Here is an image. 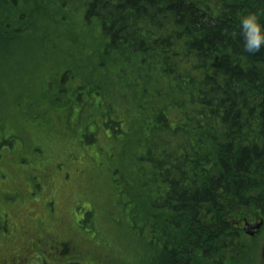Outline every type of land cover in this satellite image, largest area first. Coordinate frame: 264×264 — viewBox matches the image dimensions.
I'll return each instance as SVG.
<instances>
[{
    "label": "trees",
    "instance_id": "16d2710c",
    "mask_svg": "<svg viewBox=\"0 0 264 264\" xmlns=\"http://www.w3.org/2000/svg\"><path fill=\"white\" fill-rule=\"evenodd\" d=\"M253 13L264 23V0H0V49L32 47L28 62L17 57L16 63L41 69L52 84L57 80L62 100L47 94L27 105L49 108L43 117L53 113L55 123L74 117L80 125L85 115V125H100L101 142L121 134L124 123L133 151L130 160V149L109 148L113 169L106 173L100 165L101 176L90 169L94 178L88 189L101 185L106 198L103 205L89 204L103 210L94 217L101 231L91 228L96 237L82 239L72 228L75 242L69 243L49 219L38 218L20 241L28 245V260L14 249L17 256L7 264H132L126 239L118 238L109 223L115 212L128 220L152 264H212L232 257L237 264L243 258L258 264L250 259L255 242L248 247L242 229L247 222L264 224V48L245 52L240 27L241 18ZM43 78L32 81L37 95L47 93ZM103 85L112 94L110 104L98 96ZM1 98L0 217L7 221L5 212L25 199L39 201L50 213L54 199L42 198L55 188L48 180L63 171L70 175L61 170L66 165L61 161H83L89 154L77 156L69 149L71 141L53 127V132L39 131V117L27 114L30 107L23 112L25 103ZM101 104L107 105V121L98 111ZM65 128L69 131L67 123ZM40 133L59 149L51 155L56 167L42 166L40 176L15 167L5 172L1 161L9 155L4 151L24 137L36 143ZM142 146L138 154L136 147ZM19 181L28 190L26 198L21 187L15 188ZM16 196L22 201L7 203ZM83 214L84 223L94 216L88 209ZM4 232L2 245L15 234ZM79 232L90 231L82 225ZM145 259L149 264V255Z\"/></svg>",
    "mask_w": 264,
    "mask_h": 264
},
{
    "label": "rangeland",
    "instance_id": "374dc122",
    "mask_svg": "<svg viewBox=\"0 0 264 264\" xmlns=\"http://www.w3.org/2000/svg\"><path fill=\"white\" fill-rule=\"evenodd\" d=\"M35 53L34 49L28 48V49H12L10 51H6L4 49H0V94L3 96L1 98L2 100H16L18 103H25V108L23 109V112H26V108L30 107V105H27L31 102V100H40L42 98L47 99V94L50 96L51 100H56L60 98L57 80L53 84L48 80L45 81L43 78L44 74L42 73L41 69L33 68L31 65L24 63L23 67L16 63V58L21 57L25 62H28V60L33 56ZM47 76H45L46 78ZM44 83H48L47 86V93L46 92H40V94L37 95L34 91H32V81H37L38 79H41ZM56 79V76L54 77ZM3 81V82H2ZM19 81V83H16ZM16 83V84H15ZM11 85V86H8ZM14 85L17 86V88H14ZM98 96L99 98L105 102L106 104L111 103L112 94L110 92V89L106 87L105 85L100 87ZM94 91V89H93ZM15 94V95H14ZM93 99H97L95 97V94L93 93ZM98 100V99H97ZM62 100L59 99L58 102ZM43 105L34 106L29 108L28 115H38L39 117V131H45V127H53L55 131H59L62 133H59V137L62 139V136L64 139L71 141V147L69 149H74L73 153H75L77 156L79 155L80 151H84L81 153L84 156H87V158L82 159L78 158L77 161H61L63 164H66L65 167H63L61 170H68L70 172V175L64 176V171L55 178L56 180H48V183L52 182L54 183L55 188L51 190L50 193L46 194L42 198L47 201L48 198H53L52 207L53 209L50 211V213L46 210L45 205H43L40 209L41 205L39 201L37 202H27L26 201V186L24 187L25 183H21L20 180L19 184L15 185V188L21 187L23 196H25V201L22 203L17 204L14 207H11L8 209V211L5 212V214H8V220H4L2 217H0V234L4 232V230L8 233L13 230L15 232L13 240L11 242H6L2 245L0 244V258H4L7 255V248H9L12 244L16 243L19 244L20 241H22L23 237H26L29 233V229L35 228V226H30L29 224H33L35 219L42 218V221H46L49 219V223L53 224V228L55 231H59L61 234L65 236V239L67 242L72 243L75 242V238L71 236V229L73 228L74 231H76L82 239H88L96 237V233L91 231V228L93 230H97V228L100 229V223L94 219L95 214L101 211L102 208H95L94 206H90V203H101L102 205L106 202V198L104 197V194H101L100 187L93 191H90L88 189L89 183L94 178V174L90 172V169H96L97 175L101 173L102 166L104 167V170L106 173L110 171V167L113 169L112 163H115L116 161L109 162V155L107 154V150L110 149H116L118 146H124L126 149H130V157L129 159L132 160V146H131V139L126 137V133L123 130L124 123L120 124V132L121 134H115L114 138L112 139L107 137L108 142H101L105 140V136L103 133H99L96 135V132L100 130V125L97 124V127L95 125H85V115H82L80 117V125L78 123L73 122L74 117H71L70 120L66 119L63 120L62 118L56 119V121L59 120V123H55L54 121V114L50 113L47 117H43V114L46 113V110H49V108L43 110ZM107 106V105H106ZM105 105L101 104L98 109V111L105 116L104 121H107V118L109 117L108 114V108ZM62 108V107H61ZM52 110V108L50 109ZM66 110V109H65ZM118 109H116L115 112H117ZM53 112L59 113V109H55ZM107 116V117H106ZM112 118V117H111ZM118 118H120L122 121L124 120L121 116L118 115ZM112 120H115L112 118ZM68 124V130L65 128V124ZM29 126H32L31 122L28 123ZM33 130V129H32ZM51 132H53V129H50ZM32 134V133H31ZM29 134V135H31ZM41 135V138H40ZM135 135V134H134ZM36 138V137H35ZM100 138L101 141L98 139ZM25 141H20L19 143H15L13 149H7L4 152H8V155L3 161H1V167L2 169L7 172L9 169L16 168L19 170H25L28 169L33 172V175L40 176V172L43 171L42 166H51L56 167L55 165L59 162L53 161L51 155L58 154V147L51 146L50 144H46L45 138L42 135V133L39 134L37 137L36 143H29L27 139L24 137ZM75 140V143L74 141ZM79 141H89L88 145H81ZM135 140H133L134 142ZM38 146H41L42 150L40 153L34 152V148H37ZM58 149V150H57ZM11 151V152H10ZM144 151V147H136V152L138 154H142ZM79 152V153H78ZM66 155V154H65ZM65 155H62L63 158L67 159ZM14 158V160L12 159ZM88 158L91 159L88 160ZM80 159V160H79ZM87 159V160H86ZM18 160H25L27 162L18 163ZM15 162V165L12 162ZM71 164V166H70ZM47 165V166H46ZM98 167H97V166ZM102 165V166H100ZM110 166V167H109ZM100 167V168H99ZM109 167V168H108ZM66 168V169H65ZM0 171H2L0 169ZM18 174L21 175V172L18 170ZM51 171L50 169L47 170ZM100 171V173H99ZM9 172V171H8ZM12 173V172H11ZM46 173V172H45ZM55 173V172H54ZM18 174L15 173L16 176ZM19 175V176H20ZM54 175V174H53ZM104 175V174H103ZM101 176V175H99ZM118 176L124 177L122 173H119ZM21 177V176H20ZM6 184H9L8 181L4 180ZM4 182V183H5ZM23 182V181H22ZM111 185L112 182L110 181ZM5 184L2 186L4 187ZM12 186V185H10ZM1 187V188H2ZM58 190H55L57 189ZM13 188L12 192L16 191L17 189ZM3 189V188H2ZM43 189H45V186H43ZM41 188L39 195H42L44 193V190ZM10 190V189H9ZM104 191V188H103ZM12 192H10L12 194ZM18 192V191H17ZM93 192V193H92ZM52 194V195H51ZM8 195V194H6ZM34 195V193H33ZM119 199L122 203L126 202L125 196H119ZM91 200V201H90ZM19 201H22L21 196H16L13 199L9 200L7 199L8 204H15ZM78 204V206H77ZM20 206V207H18ZM18 207V208H17ZM47 207H49L47 205ZM125 211L127 209V206H124ZM88 209L89 212H94V216H92V219L90 218L87 223H83L84 220V212ZM103 211V210H102ZM46 215V216H45ZM51 215V216H50ZM80 216H83L81 222H79ZM48 217V218H47ZM92 220V221H91ZM97 222V223H96ZM78 223V224H77ZM109 223L119 238H125L128 244V253H129V262L132 264H143V262L147 261L145 258L147 255H149V264H152L150 260L153 259V257H150L151 253L149 254L148 249L138 240H136L135 236L136 234L133 232V229H131L128 220L123 217V215L119 214V212H115L114 216L109 218ZM88 229V235H85L82 232H79V227L81 228L82 225ZM12 225V226H11ZM45 225V223L41 222V226ZM15 227V228H13ZM68 227V228H67ZM59 228V230H58ZM61 228H65L67 230H62ZM145 228H142L144 230ZM5 233V232H4ZM102 233H98V241L102 240L103 237L100 236ZM142 236L144 235L143 232L140 233ZM138 234V235H140ZM103 236V235H102ZM258 241H255L254 248L250 251V259L253 261L256 260L258 251L260 250V246L264 242V233H261L258 237ZM44 242L40 243L38 245V248L42 250V245ZM130 247V248H129ZM44 249V248H43ZM243 250H245L244 247H242ZM80 250V249H79ZM43 251V250H42ZM81 252V250L79 251ZM82 253H86L82 251ZM81 253V254H82ZM46 256L49 258L50 256L46 254ZM6 258V257H5ZM240 264H249V261L243 258V261L239 259Z\"/></svg>",
    "mask_w": 264,
    "mask_h": 264
},
{
    "label": "clouds",
    "instance_id": "9594fccd",
    "mask_svg": "<svg viewBox=\"0 0 264 264\" xmlns=\"http://www.w3.org/2000/svg\"><path fill=\"white\" fill-rule=\"evenodd\" d=\"M244 39V51L250 54L259 53L264 48V23L257 14H248L240 20Z\"/></svg>",
    "mask_w": 264,
    "mask_h": 264
},
{
    "label": "flooded vegetation",
    "instance_id": "af4514ba",
    "mask_svg": "<svg viewBox=\"0 0 264 264\" xmlns=\"http://www.w3.org/2000/svg\"><path fill=\"white\" fill-rule=\"evenodd\" d=\"M248 224H252V223H254V222H247ZM258 231L259 230H257V231H255L254 232V235L251 237H247V239H245L246 240V242H255V241H257V239H255V237H257V234H258ZM254 237V238H253ZM9 242H11V241H8V243ZM249 246H252V244H249L248 243V247ZM236 247H237V245H236ZM245 247V246H244ZM25 248H28V245H27V243L26 242H20L19 244H17L16 245V243H14V244H12L8 249H7V256H8V260L7 259H5V258H2V260L1 261H3V262H5V264H7V262L8 261H12V259L15 257V256H17V254H16V252L15 251H13L14 249H18L17 251H19L18 253H20L21 254V256L23 255V257L21 258V260L22 261H25V259L26 260H28V258H29V256L28 255H30L29 254V252L27 251V250H24ZM52 249V248H51ZM13 251V252H12ZM30 253H32V252H30ZM26 257V258H25ZM234 259V260H233ZM257 259H258V257H257ZM217 262V264H225L226 262V264H237V258L235 257H232V259L230 258V259H228L227 258V260H226V262H223V261H221V260H217L216 261ZM216 262H212V264H216ZM258 264H260L259 263V259H258V262H257Z\"/></svg>",
    "mask_w": 264,
    "mask_h": 264
},
{
    "label": "water",
    "instance_id": "95a60500",
    "mask_svg": "<svg viewBox=\"0 0 264 264\" xmlns=\"http://www.w3.org/2000/svg\"><path fill=\"white\" fill-rule=\"evenodd\" d=\"M260 226H261V223L255 224V225H252V226L251 225H246L244 231H245L246 234L252 235L253 233L251 231L259 229ZM260 256H261L262 263L264 264V242H263V244L261 246Z\"/></svg>",
    "mask_w": 264,
    "mask_h": 264
}]
</instances>
